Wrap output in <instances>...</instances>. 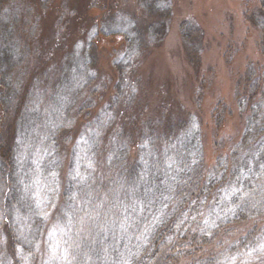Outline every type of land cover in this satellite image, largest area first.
Returning <instances> with one entry per match:
<instances>
[{
  "label": "trees",
  "instance_id": "trees-1",
  "mask_svg": "<svg viewBox=\"0 0 264 264\" xmlns=\"http://www.w3.org/2000/svg\"><path fill=\"white\" fill-rule=\"evenodd\" d=\"M136 1L151 18L144 28L130 18L103 20L68 49L67 16L44 47L38 18L30 21L34 6L42 15L53 0H0V264H231L264 256V63L246 64L235 84L244 126L228 152L216 140L208 166L201 116L173 112L169 97L151 106L139 75L168 32L171 2ZM246 20L264 28V1ZM178 34L198 73L202 29L183 20ZM111 38L123 49L105 82L97 44ZM258 47L264 61V39ZM201 97L199 85L197 107ZM230 115L217 103L215 129ZM75 170L83 182L72 179ZM243 224L241 236L224 240Z\"/></svg>",
  "mask_w": 264,
  "mask_h": 264
},
{
  "label": "rangeland",
  "instance_id": "rangeland-1",
  "mask_svg": "<svg viewBox=\"0 0 264 264\" xmlns=\"http://www.w3.org/2000/svg\"><path fill=\"white\" fill-rule=\"evenodd\" d=\"M263 1L170 0L173 13L168 23V32L159 45L148 50L139 67V75L147 80L146 88L151 106L157 105L160 96H164L170 98L173 112L182 107L187 112L201 116L204 157L208 166L213 165L218 153L214 148L216 140L221 141V150L226 153L230 148L227 141L235 142L241 135L244 123L237 114L233 93L246 64L264 63L258 49L260 41L264 39V28L260 30L253 27L246 20V16L259 8ZM61 15L68 17V49L77 42H83L92 26L103 20L130 18L141 28L151 20L136 0H53L42 15L36 6L30 15L31 22L35 17L38 18L37 43L40 40L44 47V43L51 42ZM183 20H192L204 33L198 73H194L185 60L178 34V25ZM97 45L98 77L101 81L108 82L109 78L112 79L111 59L116 51L123 49V45L117 43L116 38ZM199 85L202 97L197 107L195 94ZM217 103L225 104L231 112L219 130L215 129L211 118ZM247 228L248 224L237 226L224 240L238 238ZM231 264H264V256H248Z\"/></svg>",
  "mask_w": 264,
  "mask_h": 264
},
{
  "label": "snow or ice",
  "instance_id": "snow-or-ice-1",
  "mask_svg": "<svg viewBox=\"0 0 264 264\" xmlns=\"http://www.w3.org/2000/svg\"><path fill=\"white\" fill-rule=\"evenodd\" d=\"M56 174L55 173H53V176H55ZM71 176H72V179L73 180H77V178H79L78 179V182H83L84 180H85V177H82L81 175H80V173H79V171L78 170H75L74 171V173H72V174H70ZM240 191V189L239 188H236V189H234L233 190V192H232V195L233 196H235L236 195V193L237 192H239ZM73 199L75 198V197H72ZM168 197H165V199H167ZM242 198V197H241ZM38 206H39V204H38ZM45 218H46V214H45ZM206 223H207V221H206ZM126 230V229H125ZM37 250H39V245H37ZM135 255V254H134ZM66 258V257H65ZM124 264H130V260L129 259H126L125 261H124Z\"/></svg>",
  "mask_w": 264,
  "mask_h": 264
}]
</instances>
